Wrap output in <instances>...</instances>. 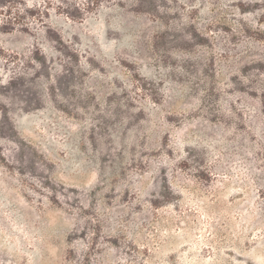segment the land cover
<instances>
[{
  "label": "rangeland",
  "instance_id": "1",
  "mask_svg": "<svg viewBox=\"0 0 264 264\" xmlns=\"http://www.w3.org/2000/svg\"><path fill=\"white\" fill-rule=\"evenodd\" d=\"M0 264H264V0H0Z\"/></svg>",
  "mask_w": 264,
  "mask_h": 264
}]
</instances>
